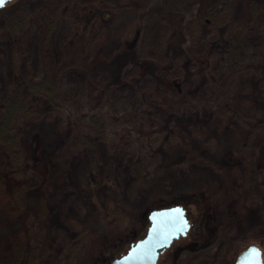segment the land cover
Returning <instances> with one entry per match:
<instances>
[{"label": "rangeland", "instance_id": "rangeland-1", "mask_svg": "<svg viewBox=\"0 0 264 264\" xmlns=\"http://www.w3.org/2000/svg\"><path fill=\"white\" fill-rule=\"evenodd\" d=\"M64 1L31 0L33 10L0 13L7 18L0 19V101L7 99L10 84L28 83L31 70L53 72L63 87L76 91L72 106L83 123L67 129L66 118L54 117L50 122L47 112L40 110L18 126L21 137L33 129H49L47 210L41 223L40 212L29 209L17 195L12 202L0 205V264H80L92 248L106 245L126 230L128 217L150 198L194 187L209 190L219 240L211 249L182 253L176 264H230L232 242L247 237L264 222V148L257 153L252 147L264 135V0H255L262 13L250 17L242 0H218L229 10L231 20L226 18V22L208 28L188 27L177 35L179 45L175 41L168 48L160 45L170 33L167 20L162 19L161 4L152 1L155 5L142 16L144 43L138 48V59L144 66L134 60L121 61V79H116L109 68L95 71L94 82L88 75L81 79L78 75L79 71L91 74L89 35H82V39L75 29L67 31L62 39L52 36L33 44L27 40L28 33L21 39L8 26L16 18L28 21L39 10L46 18ZM148 1L116 0L131 6ZM180 4L179 15L189 20L205 1L182 0ZM232 30L237 36H249L246 52H240L238 41L227 40ZM236 49L238 53H231ZM16 53L17 63L13 59ZM235 53L237 63L233 60L235 71L231 73L227 63ZM207 57L211 66L194 90L191 79L182 80L185 66L189 60ZM18 64L26 72L24 81H18L15 75ZM174 78L183 82L180 94L168 86ZM96 113L104 119L96 117L97 123L90 126L85 116ZM238 159L247 161L242 180L236 173ZM84 167L117 177L123 202L116 203L112 195L104 197L106 208L116 212L113 219L98 218L78 189L79 172ZM11 190L14 193L17 189L13 186ZM186 209L192 222H204L193 207ZM75 221L90 225V234L81 246L76 245L77 237L73 240ZM41 227L43 237H39ZM192 232L196 235L201 231L194 226ZM188 242L186 246L200 247V240ZM259 247L264 256V248ZM173 259L174 249L162 264H172Z\"/></svg>", "mask_w": 264, "mask_h": 264}, {"label": "trees", "instance_id": "trees-1", "mask_svg": "<svg viewBox=\"0 0 264 264\" xmlns=\"http://www.w3.org/2000/svg\"><path fill=\"white\" fill-rule=\"evenodd\" d=\"M30 1L16 0L14 3L1 8L0 13L13 9L33 10ZM152 1L155 2L156 0H150L146 4L131 6L118 4L116 0H65L60 6L61 8L59 7L60 9H56L46 18L39 14V10L38 12L35 11V14H31L28 21L23 18H16L19 23H16L15 20L8 26L12 32L15 31V35L22 36L21 39L23 37L27 38L25 35L28 33L30 36H28L27 40L33 44L37 41L44 42L48 38H52V36L55 39H62L67 31L77 29L78 33L81 34L80 36L87 34L90 39L92 38V58L89 65L91 74L79 71L80 79L88 75V80L94 82V76L92 75L95 74V71L109 68L113 70L112 74L114 73L116 79H121L123 72L121 61L134 60L140 67L144 66L143 61L138 59V48L144 43L142 38L144 31L142 16L152 5H155L151 4ZM200 1H205V6L200 8L193 19L189 20H185L184 15H179L182 0H177L176 4H165L163 1H156L157 4H161L159 11L162 19L167 20V27L170 30L167 38L161 42V46L168 48L175 41L179 45L180 41L178 42L176 39L177 35L181 36L183 31L188 30V27H200L202 25L208 28L226 22V18L231 20L229 10L224 4H219L218 0ZM242 5H244L248 17L255 15L256 12L262 13L260 5L255 0H242ZM2 18L7 19L5 16L0 15V19ZM80 19H83L82 23H80ZM249 29L251 28L249 27ZM250 34L254 33L250 32ZM228 37L227 40H230V42H239L241 53L248 50V43L251 40L246 33L237 36L236 32L232 30ZM84 39L86 38L84 37ZM233 52L238 53L239 51L236 49V51L232 50L231 53ZM237 53L232 54L230 57L231 61L229 60L227 63L230 72L231 70L235 71L233 63L234 61L237 63ZM13 59H16V63L18 62L17 53L13 55ZM20 66V64L16 66L15 75L18 77V81H24L23 75L26 72ZM210 66L211 61L208 57L201 60H189L185 66V76L182 80L191 79L193 81L192 88L196 90L204 79L205 70ZM29 73L30 80L27 81L28 83H21L20 85L17 83L10 84L7 87V99L0 101V205L12 202L13 197L17 195L29 209H36L40 212L38 219L42 223L47 210L45 189L50 175V162L46 146L49 129L45 127L33 129L21 137L18 132V126L23 122V119L36 115L40 110L47 112L49 115L48 121L50 122L54 121L52 119L54 117L56 120L66 118L67 124L66 121L64 122L67 129L73 128V125L79 128L83 126V123L72 106L77 96L75 90L63 87L53 72L38 73L35 70H31ZM182 80L174 78L169 81L170 84L168 86L173 88L177 94H180L183 84ZM124 115L123 113L122 116L126 117ZM224 115L227 117V114ZM71 116H74V118H71ZM96 117H99V120L100 118L104 119L98 113L96 115L86 114L85 119L87 118L90 124L89 122L84 124L91 126L97 123L94 119ZM263 138L264 135L260 141L252 144L257 153L263 151ZM243 161L241 159L235 161L239 180H242V169L247 164L246 160ZM10 186L11 188L15 186L17 190L14 193L11 192ZM78 189L84 193L90 208L96 212L98 218L102 219L111 220L116 214L115 210H110L104 205V197L106 195H112L115 202L119 204L124 200L123 194L119 190L117 177L98 170L95 172L93 168L84 167L80 170ZM207 191L209 190L204 187H194L167 197L160 194L153 196L147 203L138 208L135 215L128 217L126 230L108 240L106 245L92 248L84 256L80 264H107L113 258L124 253L132 243L144 234L148 226L147 214L150 210L173 205L194 208L199 218L204 219L203 225L201 221H198V224L193 222L194 226L201 229L200 225H202L208 238L200 248H213L219 240V230L215 219L212 197L207 194ZM73 230L75 232L73 240L75 241L77 237L76 245L79 244L80 246L86 235L90 234L91 231L87 222L80 221L73 223ZM43 233L44 229L41 227L39 237H43ZM249 233L247 237L232 242L231 246L234 252L236 250L240 252L249 243H254L264 248V222L253 228ZM64 244L66 245L67 243L65 242ZM234 252H232L230 264H233Z\"/></svg>", "mask_w": 264, "mask_h": 264}, {"label": "water", "instance_id": "water-1", "mask_svg": "<svg viewBox=\"0 0 264 264\" xmlns=\"http://www.w3.org/2000/svg\"><path fill=\"white\" fill-rule=\"evenodd\" d=\"M147 221L144 234L107 264H157L159 253L173 240L186 236L191 227L187 211L180 205L150 210ZM234 264H264L263 252L257 245L250 244L238 254Z\"/></svg>", "mask_w": 264, "mask_h": 264}, {"label": "flooded vegetation", "instance_id": "flooded-vegetation-1", "mask_svg": "<svg viewBox=\"0 0 264 264\" xmlns=\"http://www.w3.org/2000/svg\"><path fill=\"white\" fill-rule=\"evenodd\" d=\"M187 217L189 219V216H187ZM189 221L191 223V227H190V230L187 232L186 236H184V237L180 236L178 239L173 240L172 243L167 248H164L159 253L157 264H162L165 260H167L169 255L172 253L173 249H174V259H173L172 264H176L177 263V261L180 258V255L182 253L196 254L198 251L204 250V249H201L200 247L208 239L206 231L203 228H201L200 229L201 232L199 234L194 235L193 234L194 232H192V230L194 228V223L190 219H189ZM204 233L206 234L205 238H203ZM187 240L188 241H199L200 240V247L196 248L195 244H188L186 246V244L189 243ZM182 243H184V247H181V246L179 247V245H181ZM234 261H235V259L233 260V264H234Z\"/></svg>", "mask_w": 264, "mask_h": 264}, {"label": "clouds", "instance_id": "clouds-1", "mask_svg": "<svg viewBox=\"0 0 264 264\" xmlns=\"http://www.w3.org/2000/svg\"><path fill=\"white\" fill-rule=\"evenodd\" d=\"M11 2L12 0H0V8H3L6 4Z\"/></svg>", "mask_w": 264, "mask_h": 264}]
</instances>
